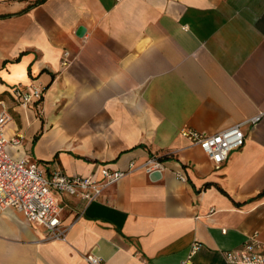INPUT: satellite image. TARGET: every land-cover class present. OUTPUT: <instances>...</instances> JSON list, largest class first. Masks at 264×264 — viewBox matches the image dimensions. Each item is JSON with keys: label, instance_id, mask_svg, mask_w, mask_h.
Wrapping results in <instances>:
<instances>
[{"label": "crops", "instance_id": "0c3cea01", "mask_svg": "<svg viewBox=\"0 0 264 264\" xmlns=\"http://www.w3.org/2000/svg\"><path fill=\"white\" fill-rule=\"evenodd\" d=\"M33 1L0 0V100L13 115L7 135L23 136L12 152L71 176L160 152L166 168L158 179L138 168L88 204L58 194L66 240L0 209V264H88L90 253L101 264H180L195 240L197 264H228L223 250L255 232L264 241V115L220 168L181 133L264 112V0ZM32 83L47 88L43 100L17 104L12 88ZM65 97L118 117L123 142L93 148L48 125Z\"/></svg>", "mask_w": 264, "mask_h": 264}, {"label": "built area", "instance_id": "2783aa9c", "mask_svg": "<svg viewBox=\"0 0 264 264\" xmlns=\"http://www.w3.org/2000/svg\"><path fill=\"white\" fill-rule=\"evenodd\" d=\"M69 56L70 52L66 50L63 54V65L69 64ZM44 89L45 87L33 83L16 84L11 90V95L17 104L29 106L41 99L45 94ZM263 115L264 112H259L215 133L191 127L183 128L181 133L193 144L198 145L216 168H220L232 151L244 146L247 139L245 126L258 123ZM12 120V112L5 101L0 100V209L19 210L29 221L43 226L48 239H67L68 227L63 219L64 204L58 194L77 196L88 204L100 199L108 187L138 168H143L149 174L166 168L159 155L153 154L141 164L130 162L126 169L103 165L100 167V178L95 175L71 176L59 167L47 173L29 154L17 156L12 152L11 148L20 147L23 141L20 134L7 135L6 128ZM176 174L179 179L187 180L183 171H177ZM202 246V242L195 240L180 264H197L195 255ZM222 253L228 264H264V241L255 232L248 236L242 246L223 250ZM85 258L88 264H101L100 258L94 254H86Z\"/></svg>", "mask_w": 264, "mask_h": 264}, {"label": "rangeland", "instance_id": "374dc122", "mask_svg": "<svg viewBox=\"0 0 264 264\" xmlns=\"http://www.w3.org/2000/svg\"><path fill=\"white\" fill-rule=\"evenodd\" d=\"M76 97L74 100L66 97L63 100L58 99L61 110L57 111V120L50 122L49 118L45 117L48 125L61 126L77 141L82 138L90 141L94 138L96 141H92L93 148L102 147L112 141L123 142L124 135L116 131L120 127L118 117L105 115L104 110L93 109L91 101H81ZM121 146L125 147L124 144ZM159 154L161 155V152Z\"/></svg>", "mask_w": 264, "mask_h": 264}, {"label": "water", "instance_id": "95a60500", "mask_svg": "<svg viewBox=\"0 0 264 264\" xmlns=\"http://www.w3.org/2000/svg\"><path fill=\"white\" fill-rule=\"evenodd\" d=\"M85 32V27L84 26H80L79 30L77 32L78 35H83ZM162 176V171L160 170H155L151 173V178L152 179H158Z\"/></svg>", "mask_w": 264, "mask_h": 264}, {"label": "trees", "instance_id": "16d2710c", "mask_svg": "<svg viewBox=\"0 0 264 264\" xmlns=\"http://www.w3.org/2000/svg\"><path fill=\"white\" fill-rule=\"evenodd\" d=\"M46 0H35V1H33V3L29 6V7H32V6H34V5H39V4H41V3H43V2H45ZM46 89L47 88H45L44 89V92L46 91ZM43 98H44V94H43V96L41 97V99H39V100H37L36 101V103H40L42 100H43ZM38 137V136H37ZM165 157H167V156H165ZM159 158L160 159H162L163 161H164V156H162V155H159ZM222 191H224L223 189H222Z\"/></svg>", "mask_w": 264, "mask_h": 264}, {"label": "bare ground", "instance_id": "6f19581e", "mask_svg": "<svg viewBox=\"0 0 264 264\" xmlns=\"http://www.w3.org/2000/svg\"><path fill=\"white\" fill-rule=\"evenodd\" d=\"M55 102H56L55 100H50V101L48 102V104H47L48 110H50L51 105H54Z\"/></svg>", "mask_w": 264, "mask_h": 264}]
</instances>
